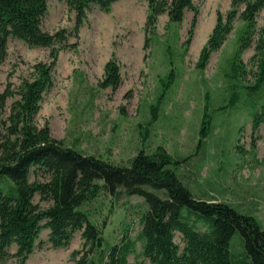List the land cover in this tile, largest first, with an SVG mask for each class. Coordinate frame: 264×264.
I'll use <instances>...</instances> for the list:
<instances>
[{
    "label": "rangeland",
    "instance_id": "rangeland-1",
    "mask_svg": "<svg viewBox=\"0 0 264 264\" xmlns=\"http://www.w3.org/2000/svg\"><path fill=\"white\" fill-rule=\"evenodd\" d=\"M195 3L200 12L192 42L186 48L193 10H186L181 22L170 21L168 12H162L154 30L148 32L149 1L117 0L110 10L94 6L75 30L76 11L66 0H48L43 28H66L70 44H57L60 51L53 84L44 93L36 121L39 125L48 122L52 134L66 144L117 162L129 163V157L140 148L152 150L162 144L181 159L177 170L194 194L227 200L239 210L253 213L264 226V122L254 129L255 97L243 86L239 87L237 102L227 106L233 86L225 71L230 68L244 21L235 19L223 45L212 52L205 68H198L197 60L218 11L226 13L232 3ZM263 26L264 8L257 15V30ZM51 48L30 45L10 35L7 56L0 63V92L9 83L19 88L25 77L32 76L36 61L51 60ZM255 51L254 42L242 55L247 67L242 83L253 80ZM112 56L120 63L122 82L117 88L102 87L105 64ZM17 97L7 99L1 116L6 117ZM206 105L213 128L203 137ZM34 199L42 206L51 203L39 194ZM146 207L138 194L120 190L114 195L102 190L85 205L103 237L98 251L89 255L97 258L99 250L117 243L127 248L129 264H152L143 254L140 235ZM200 227L205 225L200 223ZM49 232V227L41 228L26 264H77L90 249L83 229L77 230L66 246H54ZM175 240L183 248L185 241L178 230ZM241 242V235L235 233L232 249L237 258L245 259ZM16 249L13 242L10 254L0 264H16L12 255Z\"/></svg>",
    "mask_w": 264,
    "mask_h": 264
},
{
    "label": "trees",
    "instance_id": "trees-1",
    "mask_svg": "<svg viewBox=\"0 0 264 264\" xmlns=\"http://www.w3.org/2000/svg\"><path fill=\"white\" fill-rule=\"evenodd\" d=\"M66 1L76 11L75 30H79L90 9L97 5L110 10L117 0ZM148 1V32L154 30L162 12H168L170 21L181 22L186 10L194 11L186 40L189 48L200 12L195 0ZM231 3L232 8L226 13L218 11L197 66L201 69L207 66L212 52L223 45L233 29L235 19L241 18L244 24L229 61L230 68L225 71L233 86L227 106L237 102L239 87H245L255 97L252 120L257 129L264 122V26L257 30V15L264 8V0H231ZM47 10L48 0H0V63L7 56L10 35L30 45L52 47L51 60L36 61L32 76L25 77L19 88L9 83L0 92V113L9 97L19 95L6 117L0 115V260L10 254L9 246L15 242L17 249L12 255L16 264H26L41 228L47 226L54 246L68 245L74 233L83 229L90 249L78 258L77 264H129L127 248L117 243L99 250L97 258L89 255L98 251L103 237L85 205L102 190L114 195L122 190L142 196L147 203L140 235L143 254L152 264H264V226L255 215L239 210L227 200L194 194L177 170L181 159L164 145L152 150L140 148L129 157V163L117 162L68 145L52 134L48 122L37 123L44 93L53 84V69L60 51L57 44H70L66 28L56 31L43 28ZM254 42L253 80L242 83L247 75L242 55ZM121 82L120 63L112 56L105 64L100 85L117 88ZM208 107L202 122L203 137L213 128ZM36 194L51 203L42 206L35 201ZM177 230L183 235V248L175 240ZM235 233L242 237L245 259L237 258L232 249Z\"/></svg>",
    "mask_w": 264,
    "mask_h": 264
}]
</instances>
